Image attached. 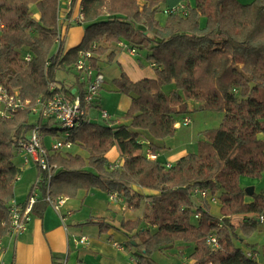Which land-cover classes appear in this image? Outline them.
<instances>
[{"label":"trees","instance_id":"trees-1","mask_svg":"<svg viewBox=\"0 0 264 264\" xmlns=\"http://www.w3.org/2000/svg\"><path fill=\"white\" fill-rule=\"evenodd\" d=\"M165 1L83 0L84 38L63 54L54 53L59 0H0V85L18 91L23 100L35 104L61 92L73 99V87L57 86V71L75 70L80 59L99 70V60L112 61L117 45L133 51L139 66L145 61L155 73L136 82L122 73L114 81L118 92L131 98L118 123L85 119L69 130L67 142L85 156L51 152V172L39 173L44 204H49L47 196L67 200L92 190L118 193L130 209L145 200L142 218L121 223L131 234L123 246L134 264H156L152 255L176 242L194 244L186 257L180 253L188 264H264L248 256L254 251L243 238L261 225L264 192L247 203L240 184L241 177L264 178V0H195L184 14L169 13L161 26L156 15ZM76 78L79 82L78 73ZM192 102L199 105L193 111ZM206 110L221 117L216 128L201 134L194 153L170 168L146 156L147 148L157 156V142L174 137L182 119ZM38 125L45 136L64 131L29 109L0 116V241L10 236L14 186L21 173L15 158ZM114 147L118 168L107 159ZM135 186L157 194L142 196ZM212 204L220 205V216L212 214ZM89 224L110 230L101 218Z\"/></svg>","mask_w":264,"mask_h":264},{"label":"crops","instance_id":"crops-1","mask_svg":"<svg viewBox=\"0 0 264 264\" xmlns=\"http://www.w3.org/2000/svg\"><path fill=\"white\" fill-rule=\"evenodd\" d=\"M82 1L83 0H59L58 22L62 27L61 30L64 34V38L60 46L61 50L60 47L57 48V50L61 51L63 54L79 46L84 38L85 26L79 23ZM186 1H188V4L191 6L195 5V0H166L165 5L166 8H174L183 5ZM240 1L249 3L252 0ZM34 18L38 20L39 14H36ZM156 18L161 26L165 25L166 20L161 21L158 16ZM112 49L115 52L112 61H109L107 56H104L98 62L99 71L104 75L105 82L87 116V119L94 123L104 124L109 122L102 118L103 122H101L100 115L102 111H106L112 116L113 121L117 120V123L121 120V116H118L119 113L124 115L128 111L131 105V98L118 92L114 85V81L118 79L122 73L127 74L133 82L155 78L152 65L143 61V67H140L137 61L138 57L133 51L122 45L114 46ZM142 57L141 59H143ZM58 72L59 71H57V73ZM63 74L65 78L67 74ZM69 85L73 87L72 93L75 95H81V92H84L86 87L84 83L80 81L77 82V80L69 82ZM99 96L102 98L101 102H99L101 107L96 109V101ZM107 107H109L110 110H108ZM197 107H199L197 103L192 102L189 104L191 111ZM200 116L202 117L200 118ZM207 116L210 117L211 121L207 120ZM220 117L219 114L216 115L207 110L192 112L187 116V118H190L192 121L190 125L180 127L174 137L157 142L156 147H159V152L157 153L156 159L166 165L172 166L188 154L194 153L197 150V142L201 139V134L208 129L216 128L219 124ZM201 119L204 125L202 128H199L197 124ZM19 157L22 158V155L19 154ZM107 159L112 165L119 161L121 162L118 148L114 147L108 153ZM24 167L23 163L22 166H19L21 170L20 176L26 174L23 173ZM23 178L24 177L21 178L20 182H23ZM38 178L39 173L35 175L34 178H30L28 181L29 188L26 194H20L16 187L13 201L17 204H24L29 196L31 188L35 185L32 186L34 180L36 179L37 182ZM255 180L257 181L247 177L240 178V184L244 189L254 188L253 196L246 195L245 200L247 203L253 202L254 195L257 194L255 185L259 179ZM261 180H264V178ZM133 189L137 194L142 196L157 194V192L153 190L136 186ZM93 191L95 190L88 193L81 192L79 196L91 194ZM97 192L101 196H105L107 205L115 207V210L126 213L130 209L124 200L123 202H110L109 195L106 196L104 193ZM38 197L28 231L19 237L15 238L8 236L0 241V264H59L62 259L65 264H134V258L131 256L130 249L123 246L127 243L131 235L122 229L121 223L123 221L119 223L112 220V218H107L108 208H103L104 205L97 203L96 206L91 208L93 215H91L90 218L80 220L79 222H73V219H75L78 214H82V207H80L82 210L77 213L78 206L69 203V199H67L57 212L51 205L44 204L41 190L39 191ZM142 202H145L147 206L145 200ZM73 209L75 210L73 211ZM97 218L103 219L107 225H110V230H102L97 224H89V222ZM124 221L134 220L128 219ZM73 225H76L77 228H74ZM80 238L86 239V245L77 247L75 240ZM243 248L247 250V248ZM252 250L254 251V249ZM255 252L257 251H254L253 256L258 260L260 257H258ZM262 263H264V258ZM181 264H187L185 258H183Z\"/></svg>","mask_w":264,"mask_h":264},{"label":"built area","instance_id":"built-area-1","mask_svg":"<svg viewBox=\"0 0 264 264\" xmlns=\"http://www.w3.org/2000/svg\"><path fill=\"white\" fill-rule=\"evenodd\" d=\"M185 11V5H180L166 10L165 13L167 15L169 13L177 12L184 14ZM82 20L83 15L81 10L79 23ZM61 29L62 27L58 22L55 39V44L58 47L61 46L64 38V34ZM82 57L84 56L82 55ZM85 57L89 58L90 54H87ZM26 60L28 62L31 61L30 55H27ZM75 70L80 75V82L84 83L86 87L84 96L78 94L75 95L73 99H70L65 93L61 92L56 93L47 101L39 99L34 104L28 100H23L18 91H10L5 86L0 85V116L10 114L17 110L29 109L31 113L39 119H52L60 124L64 131H67V135L63 141H56V143L48 148L44 143V135L41 131V125L32 129L28 134L27 141L20 151L24 166L33 164L40 172L50 173L52 169L49 164V156L51 152H65L73 148L72 144L67 142L69 130L80 126V124L87 119L88 113L105 82L104 75L99 70L93 69L87 59H80L75 66ZM48 87L50 91H55L56 89L54 83H50ZM101 118L105 121L113 120L112 116L106 111L101 112ZM191 122V119L186 117L177 124V127H186L190 125ZM146 156L150 159L157 158V156H155L148 148L146 149ZM120 165L121 162L119 161L112 166L113 168H118ZM167 167L170 168L171 166L167 165ZM42 181L43 178L39 176L37 182L31 188L29 196L24 204H17L15 201L12 202L10 209V237L16 238L28 231L32 219L33 209L39 198L37 192L40 190ZM204 195L205 194L203 193V196ZM46 201L54 208L55 211L58 212L61 205H63L66 200L63 198L52 200L49 196H47ZM109 201L123 202V198H121L118 193H112L109 195ZM212 202L216 203L215 199H212ZM259 219L260 223L264 224V216H261ZM215 242L216 239L214 237H210L209 243L215 244ZM75 244L77 247L86 245V239H77L75 240ZM248 256L252 257L253 254L250 253Z\"/></svg>","mask_w":264,"mask_h":264},{"label":"rangeland","instance_id":"rangeland-1","mask_svg":"<svg viewBox=\"0 0 264 264\" xmlns=\"http://www.w3.org/2000/svg\"><path fill=\"white\" fill-rule=\"evenodd\" d=\"M165 4H166V1L163 4V6H161L160 12H158V14L156 15V17L158 16L161 21H163V20L167 21L168 15L165 14V11L168 9H171L170 7L166 8ZM183 5H185V6L188 5V1H186ZM57 48H59V47L57 45H55L54 53L60 52L57 50ZM58 71L59 72L56 73V84L60 88L63 85H65V87L68 88L69 82H73V81L77 80L76 70H71V71H68V70H61L60 71V70H58ZM63 73L67 74L65 78L63 77L64 76ZM100 97L101 96H99L97 98V101H96L97 108L96 109L101 107L99 102H101L102 98H100ZM104 108H105V106H104ZM107 108H108V110H110L109 107H107ZM93 114H95V113H93ZM196 115H198V114H196ZM118 116H122V114L119 113ZM201 117L202 116H200V118ZM100 119H101V115H100ZM207 120L211 121L209 116H207ZM101 122H103L102 119H101ZM203 125H204L203 120L201 119L200 122H198L197 126L199 128H202ZM66 135H67V131H59L58 135L53 136V137L44 135L46 147L50 148L54 143H56V141H59V140L63 141L65 139ZM65 152H69V153H73V154H81V155L85 156V152H83L78 147H73L71 150H67ZM15 163L19 166H22L23 158L19 157V155H16ZM23 173H26V174H24V176L23 175L19 176L18 181L15 182L14 198H15V188L17 187L20 194H26V192L29 188L28 187V181L30 180V178H34L35 175H38V173H40V171L35 165L31 164V165L25 166L23 168ZM29 173H31V174H29ZM22 177H24L23 182H20ZM250 179H252V178H250ZM253 180L257 181L255 179H253ZM35 182H36V179L34 180L32 186L35 184ZM255 186H256V193L257 194L264 192V180L259 179V181L257 182V184ZM39 191L37 192V194H39ZM97 191L103 193L100 190H97ZM97 191L95 190L91 194H83L80 196L78 195V197H76V198L69 199V201H68L69 203H72L74 206H76V205L78 206L77 211H76L77 213L82 210V209H80V207L83 208L82 214H78L75 217V219H73V222L74 221L79 222L80 220H85L87 218H90L91 215H93L91 208L93 206H96L97 203L104 205L103 208H105V209L108 208V213L106 215L107 218H112V220L119 222V223H121L124 220H128V219L137 220L138 218H142L144 216L145 211L147 210L146 203L141 201L142 203L140 202L139 207H137L135 209H129L126 213H121L120 211L115 210V207H110L111 205L108 206L107 202L105 201V199H106L105 196H101ZM104 195H106V194L104 193ZM74 210L75 209H73V211ZM220 211H221L220 205L212 204L211 212L214 216L220 215ZM114 221H112V222H114ZM142 225L145 227V223H143ZM73 226H74V228H77L76 225H73ZM243 238H244V242H245L244 246L248 247V245H249L250 250L254 249V251H257L255 253L258 255V257H260L258 259V261L261 262V260H262V262H263V258H264V224L259 225L257 230L255 232H253L250 236H243ZM137 242H138V240H137ZM181 243H183V244H181ZM188 245H190V246H188ZM193 250H194V244H186L184 242H176L171 247L166 248L165 250H162V251H158L157 253L153 254L152 255V261L156 264H181L183 261V258L181 257L180 253H184L185 257H186ZM60 263L65 264L63 259L60 260Z\"/></svg>","mask_w":264,"mask_h":264},{"label":"water","instance_id":"water-1","mask_svg":"<svg viewBox=\"0 0 264 264\" xmlns=\"http://www.w3.org/2000/svg\"><path fill=\"white\" fill-rule=\"evenodd\" d=\"M245 193L248 196H253V194H254V188L251 187V188L245 189ZM132 246L133 247H136V243L135 242H132Z\"/></svg>","mask_w":264,"mask_h":264}]
</instances>
